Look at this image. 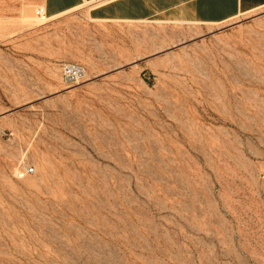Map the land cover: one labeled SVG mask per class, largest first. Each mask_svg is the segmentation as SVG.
Listing matches in <instances>:
<instances>
[{
    "label": "rangeland",
    "instance_id": "rangeland-1",
    "mask_svg": "<svg viewBox=\"0 0 264 264\" xmlns=\"http://www.w3.org/2000/svg\"><path fill=\"white\" fill-rule=\"evenodd\" d=\"M36 6L0 0V264H264V7L203 25Z\"/></svg>",
    "mask_w": 264,
    "mask_h": 264
},
{
    "label": "crops",
    "instance_id": "crops-1",
    "mask_svg": "<svg viewBox=\"0 0 264 264\" xmlns=\"http://www.w3.org/2000/svg\"><path fill=\"white\" fill-rule=\"evenodd\" d=\"M42 5L46 17L82 11L94 22L220 24L264 7V0H15Z\"/></svg>",
    "mask_w": 264,
    "mask_h": 264
},
{
    "label": "built area",
    "instance_id": "built-area-1",
    "mask_svg": "<svg viewBox=\"0 0 264 264\" xmlns=\"http://www.w3.org/2000/svg\"><path fill=\"white\" fill-rule=\"evenodd\" d=\"M35 14L44 16V17L46 16L42 5H37L35 7ZM84 74H85V70L83 66L79 64L67 62V63L61 64L60 66V76L64 82L78 81L79 79L83 77ZM32 171H33V168L28 167L27 169L18 171L17 177L22 178L26 174L31 173Z\"/></svg>",
    "mask_w": 264,
    "mask_h": 264
},
{
    "label": "bare ground",
    "instance_id": "bare-ground-1",
    "mask_svg": "<svg viewBox=\"0 0 264 264\" xmlns=\"http://www.w3.org/2000/svg\"><path fill=\"white\" fill-rule=\"evenodd\" d=\"M36 15V14H35ZM37 18H41V19H46L47 17L45 16H40V15H36ZM47 19H51V18H47Z\"/></svg>",
    "mask_w": 264,
    "mask_h": 264
}]
</instances>
